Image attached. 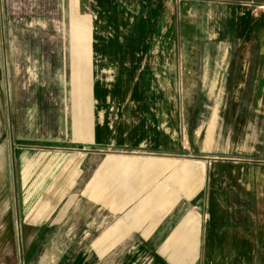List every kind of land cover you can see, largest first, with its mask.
<instances>
[{"label":"crops","instance_id":"obj_1","mask_svg":"<svg viewBox=\"0 0 264 264\" xmlns=\"http://www.w3.org/2000/svg\"><path fill=\"white\" fill-rule=\"evenodd\" d=\"M64 1L73 94L0 104L15 223L75 211L77 264H264V0Z\"/></svg>","mask_w":264,"mask_h":264},{"label":"rangeland","instance_id":"obj_2","mask_svg":"<svg viewBox=\"0 0 264 264\" xmlns=\"http://www.w3.org/2000/svg\"><path fill=\"white\" fill-rule=\"evenodd\" d=\"M65 3L0 0V104L4 94L6 101L12 100L17 87L42 105L73 94L75 75L67 71L65 56L76 37L75 17ZM197 53L203 54V48ZM3 188L0 177V264H77L78 249L91 241L83 240L80 232L91 233V226L78 223L74 211L72 217L69 213L51 226L45 223L34 233L35 228L15 223L18 215L13 211L18 208L4 200Z\"/></svg>","mask_w":264,"mask_h":264}]
</instances>
